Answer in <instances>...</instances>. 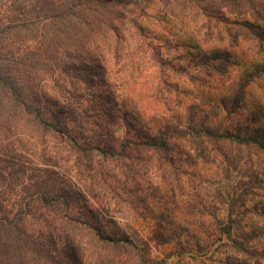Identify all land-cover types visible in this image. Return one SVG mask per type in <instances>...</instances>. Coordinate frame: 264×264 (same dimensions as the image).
<instances>
[{
  "label": "trees",
  "instance_id": "1",
  "mask_svg": "<svg viewBox=\"0 0 264 264\" xmlns=\"http://www.w3.org/2000/svg\"><path fill=\"white\" fill-rule=\"evenodd\" d=\"M156 16L192 34L171 36L167 25L159 35L148 25ZM2 20L0 264H161L150 242L189 252L213 238L224 264L264 261V237L250 248L258 236L233 237L231 219L241 209L263 218L264 205L205 188L264 156V127L250 120L231 131L184 106L205 75L218 82L210 89L224 120L245 112L264 65L221 83L239 66L231 50L240 43L264 58V0H37ZM138 84L151 111L174 105L179 117L143 123L119 93ZM126 215L153 221L148 241Z\"/></svg>",
  "mask_w": 264,
  "mask_h": 264
},
{
  "label": "rangeland",
  "instance_id": "2",
  "mask_svg": "<svg viewBox=\"0 0 264 264\" xmlns=\"http://www.w3.org/2000/svg\"><path fill=\"white\" fill-rule=\"evenodd\" d=\"M13 1V2H12ZM37 0H0V23H3L4 17L7 13L15 12V13H23L30 7V5L36 4ZM158 7L149 10V15L154 17L157 12ZM158 16V15H157ZM151 18L148 20V25L150 28L159 35H167L168 32L165 31L167 25H172L169 29V33L171 36H186L192 34V31L189 28H182L181 30L179 23L176 20H171L170 18L162 19L161 17ZM230 17H234V15H230ZM175 25V26H174ZM240 43L238 48L240 49H230L232 54L235 53L238 57L239 66L236 68H232L229 70L230 78L221 83V87H227L231 85L233 79L237 76L239 71H244L248 65L258 64L264 65V58L260 57L254 50L246 51L248 45ZM226 46H224L225 49ZM239 50V51H237ZM172 57H177L178 53L172 52ZM178 61V60H177ZM261 68V67H260ZM151 71L145 73L140 79V83L142 81H150ZM204 80L206 88H199L197 91L194 90V95L196 99H188L185 101L184 106H187L189 103H194L198 105L200 114H208L210 121H219L223 122L225 126H227L231 131L234 126L241 123L250 124V120L255 121L254 125L264 127V78L260 80L258 83L260 86H254L253 97L257 96V99H254L252 96L249 97L248 106L245 108V112L243 114L232 115L229 119H226V113L224 110L215 109L217 98L211 91L213 85H218V82L213 78H209L207 76L201 77ZM214 80V81H213ZM180 87H184V85L177 79H174ZM141 87V88H140ZM211 88V89H210ZM119 93H122L123 97H125L132 105V107L137 111L143 123H145L148 127H155L158 124V120L161 118H167L174 121L177 117H179V108L174 105H171V109L169 111L164 110L160 104H156L158 106L154 107L155 110L151 111L148 106L149 93L147 91V86L142 87L141 84L136 85L135 88L127 87L126 90L119 89ZM251 93V90L248 91ZM213 111L215 112L213 114ZM253 117L255 119L253 120ZM252 125V124H251ZM259 159H264V156L257 157L253 155L251 159V164H247L246 168L240 164L236 168V171L230 174V176L226 177L220 173L218 176H213L206 181L205 188L206 189H217L223 195V197L229 201L231 199H235V197H240V195H246V208L249 209L255 204L264 205V177L260 175V170L257 171ZM251 189V190H249ZM240 199V198H239ZM219 207V205H217ZM221 208L217 213L222 216L224 211ZM242 211V209H241ZM233 213L232 218L233 221L238 225H235V229L232 232V236L238 238L245 242L244 238H252L254 236H258L251 243H249L250 248L260 251L263 246V237H264V217L256 216L253 213H246L243 211L242 213ZM238 215V216H237ZM125 220L134 227L140 237L144 240H149L152 232L154 223L150 219L136 218L132 215L124 216ZM214 239V238H213ZM211 239L208 247L205 250L199 251L195 249L194 246L187 251H180L175 242L165 244L163 246H157L154 242H150L152 246L151 256L153 259L157 261H161V264H224V250L219 248V244L217 241H213ZM250 264H264V261L258 260H248Z\"/></svg>",
  "mask_w": 264,
  "mask_h": 264
}]
</instances>
